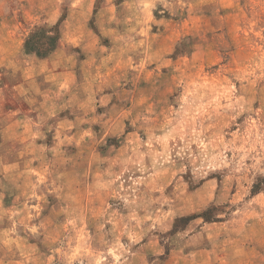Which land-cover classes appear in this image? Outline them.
Instances as JSON below:
<instances>
[{
	"label": "rangeland",
	"instance_id": "obj_1",
	"mask_svg": "<svg viewBox=\"0 0 264 264\" xmlns=\"http://www.w3.org/2000/svg\"><path fill=\"white\" fill-rule=\"evenodd\" d=\"M24 2L0 264H264V0Z\"/></svg>",
	"mask_w": 264,
	"mask_h": 264
},
{
	"label": "crops",
	"instance_id": "obj_2",
	"mask_svg": "<svg viewBox=\"0 0 264 264\" xmlns=\"http://www.w3.org/2000/svg\"><path fill=\"white\" fill-rule=\"evenodd\" d=\"M35 1H37V0H26V2H24V8L22 10V11H24L23 13L33 12L35 10V6H36ZM22 16H24V15L22 14ZM1 17L3 19H5V15H3ZM0 29L3 31H6V33H8L10 35H11V32H14V28H12L13 30L6 29V26L4 23L0 26Z\"/></svg>",
	"mask_w": 264,
	"mask_h": 264
},
{
	"label": "trees",
	"instance_id": "obj_3",
	"mask_svg": "<svg viewBox=\"0 0 264 264\" xmlns=\"http://www.w3.org/2000/svg\"><path fill=\"white\" fill-rule=\"evenodd\" d=\"M30 43V41L28 42V44ZM38 51V53H39V50H37Z\"/></svg>",
	"mask_w": 264,
	"mask_h": 264
}]
</instances>
